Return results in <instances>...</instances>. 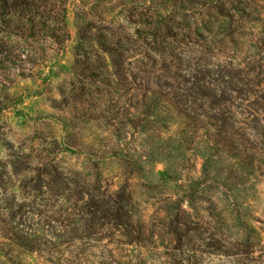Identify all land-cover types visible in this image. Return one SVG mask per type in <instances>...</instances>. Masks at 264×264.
I'll use <instances>...</instances> for the list:
<instances>
[{
    "label": "rangeland",
    "instance_id": "1",
    "mask_svg": "<svg viewBox=\"0 0 264 264\" xmlns=\"http://www.w3.org/2000/svg\"><path fill=\"white\" fill-rule=\"evenodd\" d=\"M79 2L130 35L136 13L168 11L69 0L67 41L9 40L26 62L0 73V264H264V0L229 24L221 51L240 84L254 69V97L240 96L254 99V118H241L249 140L217 130L206 104L177 113L172 88H108L74 72Z\"/></svg>",
    "mask_w": 264,
    "mask_h": 264
},
{
    "label": "trees",
    "instance_id": "2",
    "mask_svg": "<svg viewBox=\"0 0 264 264\" xmlns=\"http://www.w3.org/2000/svg\"><path fill=\"white\" fill-rule=\"evenodd\" d=\"M148 1L168 11L136 13L140 18L132 22L138 26L133 35L112 19L96 15L93 10L97 5L72 4L78 21L74 72L86 71L88 82L98 81L108 88L143 83L147 88L151 84L172 88L175 92L167 94L165 101L177 113L188 118L206 104L211 111L208 117L221 122L217 130L223 132L228 127L239 134V139L249 140L244 137L251 129L241 118H254V99L240 96L254 97V69H246L247 84H240L241 69L223 61L221 51L227 38L235 36L229 24L248 18L246 11L251 9L252 0ZM69 7V0H0V73L14 75L26 62L22 54L10 52L11 38L26 41L43 34L53 42L67 41ZM134 16L129 13L128 20ZM235 81L248 89L235 86ZM238 98L246 101V108L234 105ZM61 262L75 264L64 258Z\"/></svg>",
    "mask_w": 264,
    "mask_h": 264
}]
</instances>
